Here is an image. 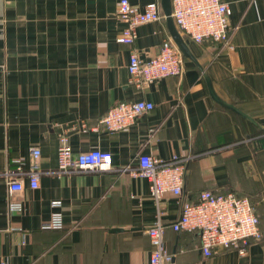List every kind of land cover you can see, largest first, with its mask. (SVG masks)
<instances>
[{"label":"crops","instance_id":"obj_1","mask_svg":"<svg viewBox=\"0 0 264 264\" xmlns=\"http://www.w3.org/2000/svg\"><path fill=\"white\" fill-rule=\"evenodd\" d=\"M149 1L159 4L160 19L137 26L128 45L116 40L124 26L117 0H0V258L7 264H150L146 227L157 216L174 264H264V235L245 254L218 245L204 256L194 231L169 226L182 201L202 189L264 202V0H222L231 10L229 47L193 41L173 20L195 62L183 55L180 75L137 86L126 67L130 50L146 60L164 39L173 42L160 0H129L138 8ZM205 76L255 122L212 99ZM139 99L153 107L131 125L99 124L117 102ZM62 133L73 153L110 151L111 168L60 172ZM32 147L41 151L36 188L26 173ZM137 153L185 157L181 193L155 203L148 180L124 169L137 166ZM12 177L22 190H9ZM11 197L20 211L8 209ZM56 209L63 227H39Z\"/></svg>","mask_w":264,"mask_h":264},{"label":"built area","instance_id":"obj_2","mask_svg":"<svg viewBox=\"0 0 264 264\" xmlns=\"http://www.w3.org/2000/svg\"><path fill=\"white\" fill-rule=\"evenodd\" d=\"M170 15L175 25L193 41L201 42L205 39L219 42L221 45L232 46L230 32V6L222 0H170ZM117 17L124 22V26L117 34L118 42L131 45L136 38V28L140 24L160 19L159 4L147 2L143 8L134 6L129 0H117ZM159 51L146 60L139 58L136 51L130 50L127 68L130 81L137 86H143L154 79L165 75H180L183 71V54L170 39H164ZM153 107L151 100L120 101L111 106L99 120V124L109 131H115L131 125L137 114L149 111ZM85 129L86 124H82ZM29 159V169L26 171L28 183L33 188L38 186L37 162L41 153L39 148L32 147ZM57 166L60 172L74 168L103 171L110 169L112 164L111 152L98 147L86 151L73 153L66 134L59 136L57 147ZM137 166L124 168L131 176H140L148 180V194L155 203L164 193L179 195L183 185L185 157L172 155L162 159L152 154L137 153ZM13 172L21 170L18 162ZM8 187L11 192L20 191L23 184L10 178ZM7 207L11 211H20L22 202L19 199L9 198ZM61 203L60 199L50 202L54 208ZM160 215V214H159ZM166 225L157 216L153 223L146 227L149 244L150 264H174L172 252L164 243ZM173 230L194 231L200 242L201 253L204 256L211 254L214 247L237 249L245 254L251 239L259 240L264 235L255 205L248 195L234 191L212 192L202 189L198 192L195 201L184 200L180 205V214L169 224ZM39 227L56 229L63 227L62 214L56 209L50 216L41 221ZM0 264H7L6 258H0Z\"/></svg>","mask_w":264,"mask_h":264},{"label":"water","instance_id":"obj_3","mask_svg":"<svg viewBox=\"0 0 264 264\" xmlns=\"http://www.w3.org/2000/svg\"><path fill=\"white\" fill-rule=\"evenodd\" d=\"M160 2H161V9L163 11L164 17L166 18V23H167V28H168L169 34H171L172 40L175 43L177 49L180 50L184 56L189 57L192 61L195 62V58L193 57L190 50L188 49L182 34L178 32V30L176 29V27L174 25L173 18H171V15H170L171 2H170V0H160ZM205 81L207 82L208 93H209L210 97H212V99H214L220 105L227 107L229 109H232L235 112L240 113L245 118H249L255 122V120L253 119V117L251 115H249L246 112H243L240 108H238L232 102L230 103L228 101H225L221 97H219L216 94V92L214 91L211 81L206 76H205ZM111 229H119V228H111Z\"/></svg>","mask_w":264,"mask_h":264},{"label":"rangeland","instance_id":"obj_4","mask_svg":"<svg viewBox=\"0 0 264 264\" xmlns=\"http://www.w3.org/2000/svg\"><path fill=\"white\" fill-rule=\"evenodd\" d=\"M256 211L260 219V223L262 224V229L264 228V202H259L255 204Z\"/></svg>","mask_w":264,"mask_h":264},{"label":"trees","instance_id":"obj_5","mask_svg":"<svg viewBox=\"0 0 264 264\" xmlns=\"http://www.w3.org/2000/svg\"><path fill=\"white\" fill-rule=\"evenodd\" d=\"M260 140H261V145H260V146L263 148V147H264V138H261ZM252 202H253V201H252ZM260 224H261V223H260ZM261 227H262V224H261Z\"/></svg>","mask_w":264,"mask_h":264}]
</instances>
